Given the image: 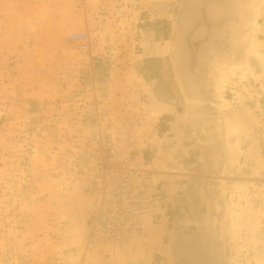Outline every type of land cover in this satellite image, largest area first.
<instances>
[{
	"label": "rangeland",
	"instance_id": "rangeland-1",
	"mask_svg": "<svg viewBox=\"0 0 264 264\" xmlns=\"http://www.w3.org/2000/svg\"><path fill=\"white\" fill-rule=\"evenodd\" d=\"M85 4L93 15L76 19L92 24L83 43L29 24L0 29V264L132 263L118 256L131 242L96 236L105 231L96 220L106 190L92 172L100 136L143 156L151 173V160L209 144L225 207L222 259L264 264V0H77L83 14ZM206 27L211 112L198 120L182 60L196 56H185V43ZM164 111L173 112L167 127L158 123ZM153 264L178 262L163 255Z\"/></svg>",
	"mask_w": 264,
	"mask_h": 264
},
{
	"label": "flooded vegetation",
	"instance_id": "flooded-vegetation-1",
	"mask_svg": "<svg viewBox=\"0 0 264 264\" xmlns=\"http://www.w3.org/2000/svg\"><path fill=\"white\" fill-rule=\"evenodd\" d=\"M196 34L199 37L192 41L189 39L184 48L185 56L190 52L187 53V50L192 48L196 49V56L189 55L187 61L182 60L181 73L183 86L187 87L188 83L192 84V93L198 94L196 97H191L198 99L197 104L188 108L193 110L191 114L195 117L197 116L196 112L203 114V107L207 110L208 106V96L203 94L207 81V73H205L207 62L204 56L211 46L210 30L208 31L207 27L206 31L197 30ZM200 96L203 97L201 100ZM202 128L201 126L198 127V130L195 128V134L196 132L201 134ZM208 145L205 141L199 144V148L191 149L190 146L185 145L186 152H183L180 157L171 155L167 161L170 165L167 167L168 170L181 168L179 172H173V169H170L172 170L171 174L177 178L178 182L174 184L176 189L173 193L174 195L177 192L178 194L183 193L181 197L184 199L181 205L172 208L174 214L169 216V222H176V225L172 224L170 227V239L175 241L174 250L177 252L175 258H177L178 264H225L222 259L219 235L225 207L221 196L216 191L218 181L213 178L217 175L212 173H217L212 164L213 159H205V157L211 156L209 152L211 146ZM181 170L184 171L179 176L177 173H181ZM169 210L171 211V208Z\"/></svg>",
	"mask_w": 264,
	"mask_h": 264
},
{
	"label": "crops",
	"instance_id": "crops-1",
	"mask_svg": "<svg viewBox=\"0 0 264 264\" xmlns=\"http://www.w3.org/2000/svg\"><path fill=\"white\" fill-rule=\"evenodd\" d=\"M91 6V4H85V13L83 14L81 9H78L77 0H0V29L4 27L3 29L5 31L12 29L14 32H20L22 31L23 26L29 24V26L32 27L31 29L35 32H53L56 34L82 32L88 30L92 24H90L89 21L78 24L76 19H90L93 15ZM163 57H165V54ZM153 59L161 60L162 58L158 56ZM127 97H130L128 92ZM163 108H170V106L163 105ZM203 110V114H201L203 116L211 112L209 107H207V110H205V107H203ZM196 113L198 114L196 119L204 120L201 119L200 112ZM171 115H173V112H162L159 115L158 123H164L166 117H170ZM169 124V122H165V127L169 126ZM189 126L192 127V124ZM183 140L184 138H180L177 143L182 144ZM185 144L186 143L184 142L182 145ZM152 149L153 147L151 148V151H153ZM201 154L205 156L203 153ZM151 161V165H158V168L154 169V173H152L154 181L160 183V181L165 180L167 184L163 185V188H165V192L171 207L175 208L176 205H181L184 202V199L181 197L183 193L178 194L177 192L175 195L173 193V184L177 182V178L171 173H167L168 171L172 172V170H170L172 168L169 170L167 168L170 165L162 160L157 162H154V160ZM161 165H163V167H161ZM180 169L181 168H177L175 170V168H173V172H179ZM183 171L184 170H181V173L177 174L180 176L182 175ZM217 171L218 170H216V172ZM212 173L215 175L218 174V172ZM94 201V199H90L85 203L87 207L85 208L87 210L86 217L88 218L96 216V206ZM172 224L176 225V222H168V219L164 216H161L159 221L154 222L149 220L146 233L142 237L132 240V245L130 248L126 249V252H121V254H118V256L122 258H131V264H153L156 258H160L161 256L163 257V255L175 257L177 254V252L174 250L175 241H171L170 239V227ZM127 247H129V245ZM101 249L104 250L105 254L111 250L109 246H104ZM101 253L103 252L101 251ZM119 264L123 263L121 262Z\"/></svg>",
	"mask_w": 264,
	"mask_h": 264
},
{
	"label": "built area",
	"instance_id": "built-area-1",
	"mask_svg": "<svg viewBox=\"0 0 264 264\" xmlns=\"http://www.w3.org/2000/svg\"><path fill=\"white\" fill-rule=\"evenodd\" d=\"M66 39L69 43H83L87 34L70 33ZM96 141L98 156L92 172L103 182L106 195H110L102 202L105 231L96 236L126 246L146 233L149 220L159 221L164 216L162 186L154 181L143 156L139 159L140 154L120 152L104 136Z\"/></svg>",
	"mask_w": 264,
	"mask_h": 264
},
{
	"label": "water",
	"instance_id": "water-1",
	"mask_svg": "<svg viewBox=\"0 0 264 264\" xmlns=\"http://www.w3.org/2000/svg\"><path fill=\"white\" fill-rule=\"evenodd\" d=\"M154 165L151 166V169L154 170L153 168ZM109 194L106 195V199L109 198ZM105 204L101 206V211L97 217L96 224L99 227L100 230H103L105 228Z\"/></svg>",
	"mask_w": 264,
	"mask_h": 264
},
{
	"label": "bare ground",
	"instance_id": "bare-ground-1",
	"mask_svg": "<svg viewBox=\"0 0 264 264\" xmlns=\"http://www.w3.org/2000/svg\"><path fill=\"white\" fill-rule=\"evenodd\" d=\"M161 167H163V165H161ZM153 168H154V169L158 168V165L155 164V165L153 166Z\"/></svg>",
	"mask_w": 264,
	"mask_h": 264
}]
</instances>
